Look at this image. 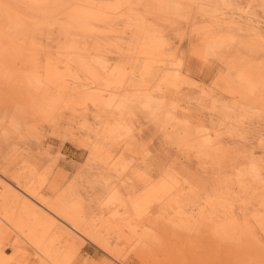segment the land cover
I'll list each match as a JSON object with an SVG mask.
<instances>
[{"label":"rangeland","instance_id":"rangeland-1","mask_svg":"<svg viewBox=\"0 0 264 264\" xmlns=\"http://www.w3.org/2000/svg\"><path fill=\"white\" fill-rule=\"evenodd\" d=\"M31 2L0 0L6 264H264V0Z\"/></svg>","mask_w":264,"mask_h":264},{"label":"bare ground","instance_id":"bare-ground-1","mask_svg":"<svg viewBox=\"0 0 264 264\" xmlns=\"http://www.w3.org/2000/svg\"><path fill=\"white\" fill-rule=\"evenodd\" d=\"M32 1V2H31ZM35 1H37V0H30V2L32 3V4H34V5H37L36 3H35ZM39 1V0H38ZM43 1V0H42ZM47 2H48V0H46ZM34 2V3H33ZM41 2V1H40ZM43 4V3H42ZM28 6H30V5H28ZM7 7V6H6ZM31 7V6H30ZM34 7H36V6H34ZM4 8V7H3ZM32 8V7H31ZM60 8V7H59ZM62 8V7H61ZM69 8H71V7H68V9ZM77 7H75V8H73L72 7V10H74V9H76ZM79 8V7H78ZM90 8V7H89ZM92 8V7H91ZM99 8H101V7H99ZM39 9V8H38ZM38 9H37V11H38ZM65 9V8H64ZM93 9V8H92ZM8 10V9H7ZM43 10V9H42ZM53 10V9H52ZM51 10V11H52ZM71 9H70V11H69V13H72L71 11H72ZM80 10H84L83 9V7H82V9L80 8ZM90 10V9H89ZM96 10V9H95ZM99 10V9H98ZM4 11V10H3ZM6 11V10H5ZM87 12L86 13H89L88 12V9L86 10ZM50 12V11H49ZM61 12V11H60ZM75 12V13H74ZM79 13V12H78ZM85 13V12H84ZM13 14H14V12H13ZM57 14H59V12L57 13ZM61 14V13H60ZM68 14V13H67ZM73 14H75V16H76V11H73ZM73 14H71V15H73ZM80 14V13H79ZM94 15H95V12L93 13ZM92 13H89V15H91V16H94ZM104 14V13H103ZM64 15H66V14H64ZM70 15V14H69ZM78 15V14H77ZM82 15V14H81ZM86 16H88V15H86ZM85 16V17H86ZM96 16V15H95ZM104 16V15H103ZM12 17V16H11ZM80 18V17H79ZM88 18V17H87ZM90 18V17H89ZM92 18V17H91ZM98 18V17H97ZM96 19V18H95ZM98 19H100V18H98ZM78 21H79V19H78ZM78 21H76V23L78 22ZM85 22V21H84ZM76 23H74V24H76ZM79 23V22H78ZM81 23H83V22H80V24ZM88 23V22H87ZM74 24H73V26H74ZM89 24V23H88ZM70 25H71V23H70ZM90 25V24H89ZM79 26V25H78ZM82 26V25H81ZM92 26V25H91ZM89 28V27H88ZM82 29V28H81ZM91 29V28H90ZM84 30V29H83ZM152 33V32H151ZM78 41V40H77ZM152 41V40H151ZM73 43V42H72ZM71 43V45H72V47H73V44ZM8 45V44H7ZM11 45V47L13 48V46H15L14 44H13V46H12V43L10 44ZM20 46V44L18 45V47ZM68 46H70V45H68ZM67 46V47H68ZM75 46V45H74ZM11 47L10 48H8V49H10V51H11ZM18 47H16L17 49H18ZM72 47H70L71 48V50L74 48H72ZM21 48V47H20ZM76 48V47H75ZM74 48V49H75ZM69 49V48H68ZM5 50H6V48H5ZM70 50V49H69ZM78 50V49H77ZM77 50H72L73 52H76ZM19 51H21V49H19ZM6 52H7V50H6ZM5 52V53H6ZM72 52V53H73ZM19 53V52H18ZM17 53V54H18ZM3 54V53H2ZM7 54L8 55H10L8 52H7ZM7 54H5V55H7ZM12 54V53H11ZM76 54H78V53H76ZM4 55V54H3ZM13 55V54H12ZM148 56H149V54H147ZM150 55H151V53H150ZM153 55V54H152ZM20 56V55H19ZM80 57V56H79ZM150 57V56H149ZM23 58H25L26 59V57H24L23 56ZM23 58H21L22 60H23ZM78 58V57H77ZM20 58H18V60H19ZM20 59V60H21ZM25 62V61H24ZM30 62V64H32L33 62L32 61H29ZM29 62H26V63H24L25 65H27ZM5 63V62H4ZM7 63V62H6ZM35 63V62H34ZM8 64V63H7ZM5 65V64H4ZM29 65V64H28ZM33 65V64H32ZM30 66V65H29ZM35 66V65H34ZM34 66H31L32 68H34ZM6 67V66H5ZM50 67V66H49ZM82 67H84V65L82 66ZM88 67V66H87ZM16 68H18V67H16ZM28 68V67H27ZM48 68V67H47ZM54 68V67H53ZM8 69V68H7ZM50 69H51V67H50ZM85 69V68H84ZM91 69V68H90ZM29 70L31 71L32 69H28V72H29ZM87 70V69H86ZM89 70V69H88ZM16 71V70H15ZM33 71V70H32ZM37 71V70H36ZM48 73H47V75L51 72H54L53 71V69H51V71L50 70H46ZM5 72V71H4ZM3 72V73H4ZM7 73L9 72V71H6ZM10 72H12V71H10ZM9 72V74H11ZM34 72V71H33ZM33 72H29L31 75L30 76H33L34 75V73ZM14 73V72H13ZM12 73V74H13ZM16 73V72H15ZM33 73V74H32ZM50 73V74H51ZM91 72H89V74H90ZM5 74V73H4ZM36 74V73H35ZM50 74H49V76H50ZM53 74V73H52ZM51 74V75H52ZM37 75V74H36ZM36 75H34V76H36ZM6 77L8 76V75H5ZM17 76V75H16ZM9 77V76H8ZM15 77V76H14ZM13 77V78H14ZM19 77V76H18ZM18 77H17V81L19 80L18 79ZM12 78V77H11ZM12 78V79H13ZM34 78V77H33ZM9 79V78H8ZM33 81H34V79H32ZM38 80L39 79H35V81H36V83L38 82ZM11 81V80H10ZM14 81V80H13ZM29 81V82H28ZM32 81V82H33ZM34 81V82H35ZM41 81V80H40ZM12 82V81H11ZM15 82H16V80H15ZM33 82V83H34ZM26 85H29L30 83H31V79L30 80H27L26 82ZM28 83V84H27ZM24 84V83H23ZM39 84V83H38ZM20 85H21V83H20ZM14 87H16L15 85H13ZM22 86V85H21ZM25 86V85H24ZM12 87V86H11ZM21 88V87H20ZM23 88V87H22ZM16 91V90H15ZM14 91V92H15ZM22 91V90H21ZM14 92H12V93H14ZM15 94V93H14ZM240 178H241V176H239ZM240 178H238V180L240 179ZM241 182V181H240ZM26 184L27 183H24L23 182V184L21 185L23 188L22 189H20L19 187V190L21 191V192H23L22 193V195L24 194L27 198H29L31 201H33V203H35L38 207H40L41 209H43V210H48V207H50L49 206V201L45 198V197H42V196H40V195H38L37 193H33V191L31 192L30 191V189L28 188V187H26ZM14 192V191H13ZM10 195H12V194H10ZM18 194H16V196H17ZM13 197V196H12ZM19 197H20V195H19ZM19 197H15L16 199H19ZM20 199L22 200V204L25 206V207H27L26 208V210H28V213L29 212H31V213H33V214H35V213H39L40 214V212L41 211H39L40 209H38L36 206H34V204L32 205V204H30L26 199H24V198H22V196L20 197ZM24 199V200H23ZM219 199V198H218ZM21 200H19V201H21ZM212 204V203H211ZM210 204V205H211ZM213 205H214V203H213ZM24 206H23V208H24ZM3 208H5V204H2L1 206H0V209H3ZM213 208V207H212ZM7 209V208H6ZM30 209V210H29ZM4 211V210H3ZM7 212V211H6ZM49 212V211H48ZM30 214V213H29ZM39 214H35V215H39ZM42 215V214H41ZM34 216V215H33ZM36 217H38V216H36ZM39 217H40V215H39ZM226 219V218H225ZM232 219V218H231ZM235 219V218H234ZM233 220V219H232ZM236 221V220H235ZM224 222V221H223ZM226 222V221H225ZM230 222H231V220H230ZM237 222V221H236ZM227 223V222H226ZM233 223H234V221H233ZM232 223V224H233ZM71 224L72 225H69V227H70V229L73 231L74 230V232H76L77 234H82L81 233V231H82V225L78 222V221H76V220H72V222H71ZM221 224V223H220ZM227 224H229V223H227ZM18 225H19V223H18ZM218 225V224H217ZM215 226V225H214ZM223 226V225H222ZM217 227V226H216ZM225 227V226H224ZM219 228H220V226H219ZM226 228V227H225ZM221 229V228H220ZM233 229H234V227H233ZM226 230V229H225ZM221 231V230H220ZM232 231V230H231ZM35 233V232H34ZM34 233H33V231L32 230H30L26 235H25V239H27L29 242H31V244H34V245H36L35 246V248L37 247V249H38V247H40L39 249L41 250L43 247H41V244H42V246H43V241H42V243H40V240L36 237V234H35V236H34ZM225 233V232H224ZM232 233V232H231ZM230 233V234H231ZM223 234V233H222ZM70 235V234H69ZM224 236V235H223ZM225 236H227V235H225ZM70 237V236H69ZM229 237V236H228ZM40 238V237H39ZM227 239V238H226ZM34 245H32V246H34ZM18 247H20L21 248V244H20V242L18 243ZM40 250L38 251V250H36L37 252H40ZM42 250H44V252H45V254H44V252L42 253V255L44 254V255H46V258L45 259H47V256L48 257H50V259H48V260H51V257H55L56 258V255H55V253L54 252H51L47 247L45 248H43ZM40 253V254H41ZM39 254V253H38ZM41 255V256H42ZM55 255V256H54ZM40 257V256H39ZM43 257V256H42ZM45 257V256H44ZM33 258H35L34 260H37V257L34 255L33 256ZM8 259V257H7V254H6V252L5 251H0V264H6L7 263V260ZM51 261H54V259H52ZM51 261H48L49 263L51 262ZM52 264H53V262H52Z\"/></svg>","mask_w":264,"mask_h":264}]
</instances>
